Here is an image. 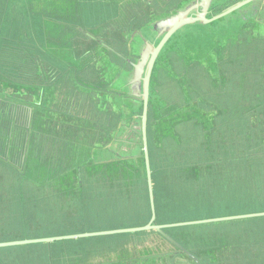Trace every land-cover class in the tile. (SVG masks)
Returning a JSON list of instances; mask_svg holds the SVG:
<instances>
[{
  "label": "rangeland",
  "instance_id": "374dc122",
  "mask_svg": "<svg viewBox=\"0 0 264 264\" xmlns=\"http://www.w3.org/2000/svg\"><path fill=\"white\" fill-rule=\"evenodd\" d=\"M60 1L47 0V4L57 6ZM88 1L71 0L72 6H67L70 14L56 15L83 31L102 30L95 43H89L80 31L76 32L81 38L74 41V54H91L94 61L89 65L99 64L94 67L99 74L89 79L82 74L73 100L55 106V100L65 99L68 90L60 83L58 70L62 67L56 57L70 52L58 51L56 45L44 49L47 43L56 42H46L43 28L36 29L41 21L38 15L47 10L38 1L0 0V88L12 89L22 94L17 98L36 104L31 155L40 158L30 162L35 175L25 180L0 162L2 243L142 226L151 218L142 170L138 174L131 163L132 172L119 174L122 168L112 163L118 154L125 156L118 147L123 144H114L109 138L124 134L118 108L122 111L123 102L138 116L140 104L138 99L118 96L121 82L115 87L110 79L116 75L129 83L132 66L126 68L111 56L123 71L114 72L105 48L117 50L135 63L139 54L129 55L127 38L118 27L127 26L126 34L131 37L142 33L155 42L152 24L194 0H138V5L122 8L113 0ZM76 6L80 8L78 17L72 20ZM129 14L134 19L128 20ZM231 20L185 28L170 44L178 52L173 72L179 79L165 78L158 94L179 108L188 99L194 105L192 112L198 110L201 118L197 122L188 117L189 121L178 124H173L174 119L160 121L164 132L173 125L170 134L157 139L152 134L149 144L157 224L264 211V30H257L254 36L253 30L259 27L248 21L235 34V19ZM216 38L220 45L215 44ZM64 81L69 83V78ZM45 96L50 102L40 108ZM84 142L90 147L98 143L99 152L86 153ZM83 156L86 162L78 178L75 159ZM171 234L203 264H264V219L176 229ZM151 260V264L188 263L155 233L0 248V264H135Z\"/></svg>",
  "mask_w": 264,
  "mask_h": 264
},
{
  "label": "water",
  "instance_id": "95a60500",
  "mask_svg": "<svg viewBox=\"0 0 264 264\" xmlns=\"http://www.w3.org/2000/svg\"><path fill=\"white\" fill-rule=\"evenodd\" d=\"M115 1L119 2L120 4H125V6L123 7L138 5V0ZM186 3H183V5H185ZM224 5L226 6V8L220 10V8ZM217 8L219 9V11L215 10ZM262 18L264 19V0H194L193 2L191 1L190 3H188L184 7V9L174 14L168 15L167 17L159 18L152 24L151 31L156 33L155 39L157 38L155 42L150 41L149 39H145L142 33H139L138 36L132 37L129 33H125V38H127V43L130 46L129 55L134 56L139 54V59L135 63H133L129 61L128 58L121 57V60L123 62L122 65L124 64V66H126L129 64L132 66L133 76L130 79L129 83L124 84L122 79L118 78V76L116 75L114 76V78H111L110 81H112V85L115 87L119 81L121 82V87L117 88L122 89L120 90V93H118V96H120L122 100L127 96L132 99H138L137 103L140 104V115L136 116V113L133 111V109L123 104V102L121 103V106L123 105L122 111L120 108H118L121 115V121L123 116V124L122 122H120V124L123 125L122 129L124 131V134L122 137L117 138L118 134H115L113 136H110L109 138L110 141L114 142V144H123L118 147H121V149L124 150L123 153L125 154V156L123 157L121 156V154H118V160H116V162L113 161L112 163L117 164L118 167L122 168L119 171V174H122L123 172L128 173V171L132 172L129 167L131 163H133L134 171H137L138 174L142 170V177H144V179L146 180V185L148 188L151 208V218L149 222L142 226L109 229L98 232H84L67 236L5 242L0 243V248L21 247L30 244H51L53 242L66 240L77 241L115 235L155 233L162 240L170 244L174 251L180 254L182 259L188 260L187 264H203L200 258L193 252H191L188 247L183 244V242L177 240L174 236H172L171 233L173 230L196 228L207 225H216L231 222H241L245 220L252 221L254 219H264V211H261L233 216L182 221L168 224H157V208L155 201V190L149 144L150 141H152V130L149 129V122L151 121L153 113L154 115H156V117H160L162 116V114L166 115L169 114V112H173L177 117H179L178 113L183 111L182 115L184 117L180 118L177 121V124L186 120L189 121V118L199 122L201 118L200 116H198V110L194 109V112H192V108L194 107V105H191L188 99H186V102L184 99V104L179 103L182 106L181 108H179L176 104H169L159 94L152 93L151 91L155 65L169 42L173 40L180 31L184 30L187 27L211 26L217 23H221L226 19H228V21H232L231 19H235V34L239 33L244 28L243 25L248 21H250L251 23H256L259 27L254 29L253 31H261L264 30V22ZM231 29H233V27ZM105 50H107V52L109 53V57L112 62L111 55L115 54L114 50L110 47H106ZM97 66H99V64ZM110 69L114 70V72H123L122 66H119L114 62H112V64L110 65ZM174 79L177 81V78ZM125 85L126 87H129V89H124ZM152 94L157 105L156 112L152 110L150 104ZM113 97L114 95L109 99ZM163 103L169 105L170 108L163 109ZM28 110L30 113L33 111L32 108H28ZM200 111L199 112L201 114H204V110ZM135 116L136 118L133 119V121H130L132 120L131 118ZM81 145L83 146V148H85L86 153L87 151H94L95 154L96 152H99L98 143H96L94 147H90V144L86 142L81 143ZM95 154L93 156H95ZM84 160V156L81 158L76 157L75 159L76 165L74 167H76L77 169L78 178H80L81 175V166L86 162ZM151 262L152 260L145 262L140 261L135 264H151ZM181 264H185V262L182 261Z\"/></svg>",
  "mask_w": 264,
  "mask_h": 264
},
{
  "label": "flooded vegetation",
  "instance_id": "af4514ba",
  "mask_svg": "<svg viewBox=\"0 0 264 264\" xmlns=\"http://www.w3.org/2000/svg\"><path fill=\"white\" fill-rule=\"evenodd\" d=\"M225 8L226 6L224 5L220 8V10H223ZM132 19H134L133 16L129 14L128 20H132ZM122 27H127V26H122ZM122 27L119 26L117 30L122 29ZM81 32L84 33L83 30ZM88 33H91L93 36L96 37L97 34L98 35L102 34V30L94 29L93 32L88 31ZM60 41L61 44L64 43V40H60ZM49 45L57 46V44L47 43L44 46V49L46 50ZM57 47H58V51L61 52L62 50H65V48H67V47L63 48L64 46L62 47L57 46ZM73 50L75 51L74 47ZM117 52L119 53V51ZM56 58L59 60L58 61L59 66L62 67V71L58 70L59 72L58 75L61 76L60 83L63 84L64 89L66 88L77 89L76 85L80 82L82 74H84L85 78L87 77L89 79L90 77L93 76L96 77V74L98 73L97 69L94 70V67H96L97 65H95L93 68L91 67L87 68L85 63L81 61L83 60L82 58L78 57L79 61L75 60V58L77 57L74 53L72 54L70 52V55L60 53ZM73 62H75L74 65L76 66L77 69V70L75 69L76 71L74 70L75 72L74 71L71 72L67 69L69 67V64ZM122 63L123 62H121V64ZM127 66H129V64ZM91 69L94 70V72H92ZM155 70H156V65L153 71V76ZM158 74H162V73L158 72ZM64 77L69 78V83L67 81H64ZM165 78H166L165 74L160 75L158 78V83L161 84ZM156 89H161L160 85ZM23 102L24 100L16 99V97L13 98L12 100L8 97H5V95L0 96V152L3 153L0 154L4 156L2 157L0 155V162L4 167L6 166L10 168L14 173L21 174V176L23 177L22 179L25 180L27 177L35 175V173H33L32 171L34 170V167L32 165L30 166V162L32 160H36L40 158H36L35 156L32 157L31 155L32 137H33V133H35L32 130L33 122L35 119L34 106L30 105L31 103L28 104L27 102L26 103ZM28 108H32L33 111L30 113ZM29 156L30 159L28 158ZM2 161H5V163H3ZM13 169L16 171L18 170V172H15ZM5 183L6 182H4L2 185H4ZM30 245H38V244H30Z\"/></svg>",
  "mask_w": 264,
  "mask_h": 264
},
{
  "label": "crops",
  "instance_id": "0c3cea01",
  "mask_svg": "<svg viewBox=\"0 0 264 264\" xmlns=\"http://www.w3.org/2000/svg\"><path fill=\"white\" fill-rule=\"evenodd\" d=\"M39 2V4L41 5L42 8L44 9H47L45 12L43 13H40L38 16L40 18L41 21H39L40 23L36 24V29L37 30H41L42 31V28H43V35L44 37L47 39L46 42H48V40H54L57 44V46H64L63 48H65V50H68L70 51L72 54L74 53V50H73V47H74V41H78L79 38H81V35H79L76 31H82L84 30V28L82 27H77V26H73V25H69V22H65V21H62L60 20L57 15H56V12L60 13V14H70L67 12V6H72V2L71 0H61L59 5L57 6H49L47 4V0H36ZM49 2H52V1H56V0H48ZM77 1V0H76ZM115 1V0H113ZM82 2H85V3H88L89 4V1L88 0H82ZM123 6H125V4H120L119 8H122ZM132 6H135V5H132ZM55 9V10H54ZM79 10L80 8L78 6L75 7V12L72 16V20L75 19V17H78V13H79ZM87 6L85 8V11H84V15L87 13ZM117 11H118V8H117ZM83 15V16H84ZM45 22H47V24H45ZM17 28V27H16ZM18 28H22V27H18ZM75 28V29H74ZM14 29V27H13ZM15 30V29H14ZM126 30H127V27H122L121 29V33H122V36L126 33ZM84 38L86 37L88 42L89 41H92V42H97V37L98 35L93 36L91 33H88V31H84L83 35H82ZM8 38V36L2 40L3 41H6ZM60 40H64V43L61 44V41ZM59 41V42H58ZM90 43V42H89ZM5 45H10V43L8 44H5ZM114 55H111L113 57V59H116V60H119V61H122L121 60V55L120 53H118L117 51H114ZM77 58H75L76 61H79V58L78 56H76ZM80 58H82L85 65L88 67H90V63L92 64L93 61H94V58L91 54L89 53H86L82 56H79ZM73 59V58H72ZM74 61V60H73ZM75 62L69 64V67L67 68L69 71L73 72L75 69H76V66L74 65ZM118 64V63H116ZM77 70V69H76ZM75 70V71H76ZM74 71V72H75ZM12 89H1L0 88V96H3L5 95V97H8L10 99L13 100V98L16 97V99H20V98H17V96H21L22 94H18V93H15V92H11ZM77 89H68L65 93V99H56L55 102L53 103V105L57 106V105H63L64 101H72L73 100V95H74V92L76 91ZM25 94H28V93H25ZM25 94H23L24 96L23 97H26ZM23 100V99H22ZM31 103L30 105L34 106V111H35V103H33V101L31 100H24L23 103ZM49 99L47 96L43 97L40 99V108H43V107H46L48 104H49ZM45 131V134L47 136L48 134V130L47 129H44ZM35 132V131H34ZM38 134H41V132H38ZM40 140L39 142L41 141V135L39 136ZM84 233V232H82ZM42 238V237H40ZM35 239V238H34ZM10 241H17V240H6L4 242H10ZM2 243V242H0ZM21 247H24V246H21Z\"/></svg>",
  "mask_w": 264,
  "mask_h": 264
},
{
  "label": "trees",
  "instance_id": "16d2710c",
  "mask_svg": "<svg viewBox=\"0 0 264 264\" xmlns=\"http://www.w3.org/2000/svg\"><path fill=\"white\" fill-rule=\"evenodd\" d=\"M217 9H215V10H217ZM192 27L193 26L187 27V28H192ZM253 35L256 36L257 35V32L253 31ZM173 40H171L169 42V44L167 45L166 49L163 51L160 59L158 60V62L156 64V70H155V73H154V76H153V80H152V89H151L152 93H157L158 94V91L160 90V89H156L160 85L158 83V78H159L160 75L165 74L166 75V78H168L169 76H171L173 78L179 79L174 74V72H173L174 57L176 55H178V52H176L175 49H171L170 48V44H171V42ZM221 43L222 42L219 41V40H217V38L215 39V44L216 45H220ZM190 52H192V51H190ZM193 53H195V52H193ZM158 72H161L162 74H158ZM150 104H151L152 110L154 112H156L157 111V105H156V101H155V99L153 97V94H152V97H151V100H150ZM162 107H163V109L164 108H170L169 105L164 104V103L162 104ZM182 113H183V111H181V112L178 113V116L179 117H177L173 112H169V114H166V115L162 114V116H160V117H156V115H154V113H153V116L154 117L151 115L152 118H151V121L149 122V129L152 130L151 136L153 134V137L155 139H157L158 135H159V137L162 136V137L166 138L170 134L169 131H170V128L173 125L171 127H169L166 132H164L163 129L159 125L160 121H162V122H168V121H172V119H174V123L173 124H177V121L180 118L184 117L182 115ZM145 224H143V225H145Z\"/></svg>",
  "mask_w": 264,
  "mask_h": 264
}]
</instances>
